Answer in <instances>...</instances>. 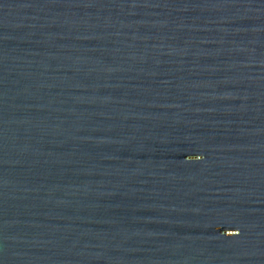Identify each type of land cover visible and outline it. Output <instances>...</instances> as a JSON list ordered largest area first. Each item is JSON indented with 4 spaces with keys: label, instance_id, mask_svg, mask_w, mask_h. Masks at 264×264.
Returning <instances> with one entry per match:
<instances>
[{
    "label": "water",
    "instance_id": "water-1",
    "mask_svg": "<svg viewBox=\"0 0 264 264\" xmlns=\"http://www.w3.org/2000/svg\"><path fill=\"white\" fill-rule=\"evenodd\" d=\"M0 264H264V0H0Z\"/></svg>",
    "mask_w": 264,
    "mask_h": 264
},
{
    "label": "flooded vegetation",
    "instance_id": "flooded-vegetation-1",
    "mask_svg": "<svg viewBox=\"0 0 264 264\" xmlns=\"http://www.w3.org/2000/svg\"><path fill=\"white\" fill-rule=\"evenodd\" d=\"M6 198H7V201H8V204H9V209L11 210V202H10V199H9V197H10V193L9 192H6ZM12 211V210H11Z\"/></svg>",
    "mask_w": 264,
    "mask_h": 264
},
{
    "label": "clouds",
    "instance_id": "clouds-1",
    "mask_svg": "<svg viewBox=\"0 0 264 264\" xmlns=\"http://www.w3.org/2000/svg\"><path fill=\"white\" fill-rule=\"evenodd\" d=\"M200 159H203V157L200 156ZM200 159H199V160H200Z\"/></svg>",
    "mask_w": 264,
    "mask_h": 264
}]
</instances>
